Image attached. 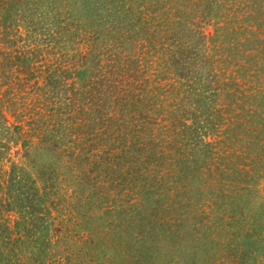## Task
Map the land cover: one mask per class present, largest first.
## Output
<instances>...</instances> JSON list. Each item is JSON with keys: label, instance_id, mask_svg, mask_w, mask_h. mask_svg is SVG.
I'll list each match as a JSON object with an SVG mask.
<instances>
[{"label": "rangeland", "instance_id": "374dc122", "mask_svg": "<svg viewBox=\"0 0 264 264\" xmlns=\"http://www.w3.org/2000/svg\"><path fill=\"white\" fill-rule=\"evenodd\" d=\"M119 1L0 0V217L12 227L17 218L24 224L22 214H35L34 227L42 226L45 236L42 240V233L36 234L40 244L30 247L36 250L34 264H264V0H182L173 5L178 28L189 41L200 37L197 27L202 32L194 58L202 54L210 63H200L199 72L187 81L170 72L159 87L160 94L168 95L160 99L175 124L166 135L184 136L180 150L189 160L159 165L157 172L170 168L173 178L179 175L166 183H174L172 210L152 207L156 193L137 200L135 211L124 209L123 198L99 195L95 202L72 205L73 217L66 223L62 204L68 202L58 196L68 197L72 185L59 171L74 135L61 128L57 134L51 129L47 141L40 140L42 134L17 136L12 111L21 118L22 113L46 118L58 96L64 102L68 96L60 90L49 97L41 71L78 65L75 48L85 49L82 39L92 33L96 42L105 41L104 28L125 17L120 5L139 11L134 2ZM166 2L149 0L148 11L159 16ZM100 5L108 7V14L99 12ZM61 25L68 26L66 32ZM73 25L76 35L70 40L67 30H74ZM188 28L195 33L190 38ZM64 35L66 48L59 41ZM46 36L52 37L51 44ZM22 51L33 66L17 61ZM158 52L146 56L147 63L157 61ZM66 105L57 104L58 117L74 125ZM46 123L52 124L49 118ZM160 131L164 134L165 128ZM97 146L96 141L89 148ZM11 170L22 189L18 196L4 187ZM22 196L29 201L19 200ZM12 197L17 212L2 205L9 201L14 206ZM92 208L96 213L89 217ZM59 221L63 225L56 226Z\"/></svg>", "mask_w": 264, "mask_h": 264}, {"label": "trees", "instance_id": "16d2710c", "mask_svg": "<svg viewBox=\"0 0 264 264\" xmlns=\"http://www.w3.org/2000/svg\"><path fill=\"white\" fill-rule=\"evenodd\" d=\"M144 1L147 2L141 6L139 0H130L139 8V11L135 10L134 13L131 8L120 5L125 17L120 16L111 22L110 26L104 28L106 38L102 43L95 41L93 33L90 34L91 38L88 36L90 40L82 39L83 42H87V46L85 49L75 48L79 55L76 56L78 65L72 69L66 66H59L61 69L51 66L41 71L43 81L50 92L49 97L60 93V90L63 95H68L65 102L61 100L60 95L58 96V103L49 111L50 116L46 113V118L38 119L33 115L29 117L31 114L28 116L22 113L21 118L20 112L16 114L12 111L16 119L13 127L17 131V136L30 137L42 134L40 140L47 141L51 129H55L57 134L61 128V132L65 131L69 136L74 135L70 141L74 145L71 144L69 147L68 158L61 160L64 167L62 166L59 171L72 185V192L68 197L57 195L60 200L68 202L62 204L65 213L63 216L68 217L66 223H70V218L73 217L72 205L79 207L81 203L95 202L99 199L95 197L99 195H111L114 198L119 197L120 200L123 198L128 204L124 209L135 211L137 200L149 199L156 193L158 195L152 197V207L172 210L174 183H166L170 179L174 182L179 175H174L173 178L170 168H165L164 173H159L157 172L161 170L159 165H183L189 162L186 154L180 150L185 148L184 136L182 138L173 136L171 139L166 135V129L175 130V124L173 119L170 121L172 113L168 108L165 112V107L161 103L168 95L163 92L161 96L159 87L170 72L177 73V76L183 77L185 81L189 80L194 73L199 72V64L206 61L210 63V59L202 54L194 58L193 54L197 56L199 49L197 44L202 37L198 27L195 32L199 33L200 37L195 41H189L184 34L186 31L182 33L178 28L180 23L175 20L173 5L179 4L182 0H166L167 8L165 6L160 8L159 16L152 15L149 0ZM212 3L214 2L211 1L210 6ZM100 6L99 12L108 14V7ZM64 26L61 25L60 28H64L66 32L68 26ZM73 26L75 31L67 30L70 40L76 35V26ZM52 32L49 35L52 36ZM192 34L195 35L194 31L188 28V38L192 37ZM51 36L45 37L50 44ZM69 39L68 37L66 39L65 35L60 38L63 48H66ZM158 51H161V55L157 61L150 60L147 63L146 56L156 52L158 54ZM22 53V57L18 56L17 61L23 62L26 68L33 66L30 57L24 55L26 51ZM154 63L159 65L157 71L149 69ZM160 96L163 98L160 99ZM61 103L67 104L66 116L74 120V125H68L65 119L58 117L61 106L57 104ZM162 108L165 117L161 114ZM47 118L52 122L50 127L46 123ZM166 118L168 120H165ZM154 125L155 128L152 129ZM160 127L165 128L164 134H161ZM158 129L159 132H156ZM96 141L98 149L89 148ZM208 146L209 142L205 143V147ZM10 173L7 174L4 187L7 188L6 192L14 191L13 194L18 196L22 191L21 186L13 180L15 177H12L13 170ZM32 194L37 197L35 192ZM26 197L22 196L19 200L23 201ZM11 201L14 204L13 197ZM24 201H29V198ZM10 204L11 202L5 201L2 205L6 210H15L16 204L14 206ZM94 213L96 212L93 208L87 210L89 217H94ZM171 213L172 211L169 213L170 216ZM28 214L20 216L24 224L17 218L12 227L6 223L3 216L0 217V233L1 235L3 233L0 239V264H34L36 250L33 248H38L41 241L36 234L41 232L42 240L45 235L41 231L42 226L34 227L35 214L31 211ZM60 223L62 221L56 223V226Z\"/></svg>", "mask_w": 264, "mask_h": 264}]
</instances>
